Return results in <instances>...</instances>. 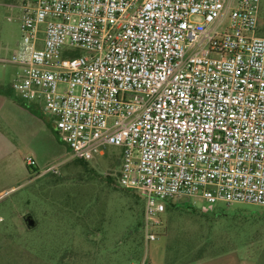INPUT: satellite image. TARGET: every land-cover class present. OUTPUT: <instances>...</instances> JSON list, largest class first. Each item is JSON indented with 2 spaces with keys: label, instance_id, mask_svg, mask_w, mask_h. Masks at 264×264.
<instances>
[{
  "label": "built area",
  "instance_id": "2783aa9c",
  "mask_svg": "<svg viewBox=\"0 0 264 264\" xmlns=\"http://www.w3.org/2000/svg\"><path fill=\"white\" fill-rule=\"evenodd\" d=\"M18 10L11 88L53 118L73 158L121 148L117 182L143 198L137 264H151L166 202L264 209L260 0H30Z\"/></svg>",
  "mask_w": 264,
  "mask_h": 264
},
{
  "label": "rangeland",
  "instance_id": "374dc122",
  "mask_svg": "<svg viewBox=\"0 0 264 264\" xmlns=\"http://www.w3.org/2000/svg\"><path fill=\"white\" fill-rule=\"evenodd\" d=\"M29 1L0 0V264H137L143 198L117 182L121 148L107 146L88 168L78 165L53 118L11 88L16 68L6 61L21 36L18 6ZM262 17L264 0L257 32L264 37ZM27 157L39 175L26 172ZM159 220L146 248L151 264H264L263 208L179 199L166 202Z\"/></svg>",
  "mask_w": 264,
  "mask_h": 264
},
{
  "label": "trees",
  "instance_id": "16d2710c",
  "mask_svg": "<svg viewBox=\"0 0 264 264\" xmlns=\"http://www.w3.org/2000/svg\"><path fill=\"white\" fill-rule=\"evenodd\" d=\"M261 20H262V30H264V17H262ZM3 92L4 91L2 89H0V93L2 94ZM56 134H57V132H56ZM75 162H77V164L80 165V166H82V167H85V168H88L89 167V165H88L89 162H87V161H83L81 159H75ZM34 167H35V163L32 166L26 165V169L28 171V174H32L30 172H33V173H36V174L38 173V175H39V172H37L38 169H34ZM118 172H119V170L117 171V176H118ZM142 213H143V211H142ZM141 225H142V223H141ZM139 226H140V224L138 223V227Z\"/></svg>",
  "mask_w": 264,
  "mask_h": 264
},
{
  "label": "water",
  "instance_id": "95a60500",
  "mask_svg": "<svg viewBox=\"0 0 264 264\" xmlns=\"http://www.w3.org/2000/svg\"><path fill=\"white\" fill-rule=\"evenodd\" d=\"M23 221L28 229H32L35 226V221L29 214L23 217Z\"/></svg>",
  "mask_w": 264,
  "mask_h": 264
},
{
  "label": "crops",
  "instance_id": "0c3cea01",
  "mask_svg": "<svg viewBox=\"0 0 264 264\" xmlns=\"http://www.w3.org/2000/svg\"><path fill=\"white\" fill-rule=\"evenodd\" d=\"M26 167V166H25ZM26 172L28 173L27 169H26Z\"/></svg>",
  "mask_w": 264,
  "mask_h": 264
}]
</instances>
